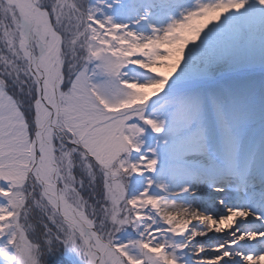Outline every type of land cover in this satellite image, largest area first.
I'll use <instances>...</instances> for the list:
<instances>
[{
	"label": "snow or ice",
	"instance_id": "6c2138e0",
	"mask_svg": "<svg viewBox=\"0 0 264 264\" xmlns=\"http://www.w3.org/2000/svg\"><path fill=\"white\" fill-rule=\"evenodd\" d=\"M0 264H264V0H0Z\"/></svg>",
	"mask_w": 264,
	"mask_h": 264
}]
</instances>
